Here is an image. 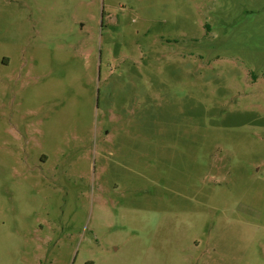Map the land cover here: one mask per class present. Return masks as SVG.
<instances>
[{"label": "rangeland", "instance_id": "rangeland-1", "mask_svg": "<svg viewBox=\"0 0 264 264\" xmlns=\"http://www.w3.org/2000/svg\"><path fill=\"white\" fill-rule=\"evenodd\" d=\"M0 264H264V0H0Z\"/></svg>", "mask_w": 264, "mask_h": 264}]
</instances>
